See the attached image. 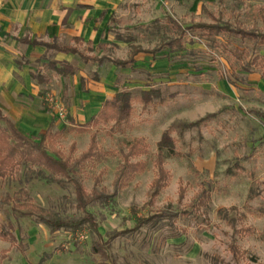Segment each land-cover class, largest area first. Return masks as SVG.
<instances>
[{"label":"rangeland","instance_id":"1","mask_svg":"<svg viewBox=\"0 0 264 264\" xmlns=\"http://www.w3.org/2000/svg\"><path fill=\"white\" fill-rule=\"evenodd\" d=\"M8 1L0 0V8ZM77 1L65 0L73 5ZM104 2L111 13L103 41L92 49L78 45L86 55L124 59L132 45L145 49L157 47L174 36L168 18L182 26L220 19L264 30V0ZM64 7H54L48 2L47 12L56 16L57 21L49 20V30L40 33L42 37L51 38L52 28H57ZM75 18V23L60 28L58 42L70 43L74 30H79L78 26L89 20L88 13L77 14ZM4 20L0 17V22ZM14 27L7 32L0 25V38L4 43H11L7 41L10 34L21 32L18 24ZM188 39L190 36L185 38L183 49L163 50L154 61L150 54L137 55L131 68L108 63L98 67L73 59L79 65L76 75L63 78L49 72L50 84L33 83L32 95L19 94L16 100L0 99L4 113L9 114L16 127L28 136L38 138L43 130L39 126H44V116L47 122L52 119L53 132L62 130L55 137V146L64 155L74 142L76 150L72 157H77L87 149L90 134L96 133L98 146L107 154L77 176L90 191L93 177L102 173L98 189L104 187L110 199L107 203H94L88 210L96 216L103 235L133 227L137 216H151L156 212L175 214L172 219L162 218L144 225L138 232L116 237L108 250L114 264L264 263V119L257 114L264 113V80L254 72L247 75L245 84L229 83L224 78L230 72L226 60L210 49L204 39L194 36L193 43ZM8 48L13 56L4 61L18 59L25 52L19 45H8ZM26 52L31 57L28 68L34 69L36 65L32 61L43 51L33 48ZM52 54L47 53V56L52 58ZM94 74L98 75V81H94ZM80 76L85 77L84 89L80 86ZM151 87L160 89L163 100L146 108L134 102L132 118L121 129H112L109 123L79 131L78 126L88 120L89 114L95 112L105 98L121 89L136 95ZM203 117L205 120L200 123L184 126ZM166 129L176 138L180 156L165 158L164 166L169 174L167 185L153 197L149 192L156 176V143ZM137 138H141L147 148V152L138 157L144 160L145 169L126 187L115 191L112 182L122 161L120 152H126L128 145ZM34 170L38 168L26 165L18 168L14 176L0 179V198L10 194L17 199L15 177H23L29 171L34 174ZM43 175L44 178H33L25 183L32 201L62 216L80 215L75 207L72 185L68 181L59 185L47 180L50 176L47 171ZM180 184L185 187V193L179 199ZM201 190L209 194L207 208L196 206ZM2 214L9 215L14 222L17 220L23 231L20 234L15 229L14 233L27 247L21 252L16 246L0 240V250H6V258H0V264H101L100 257L91 252L93 237L88 229L76 234L50 233L47 227L33 223L28 217L14 219L10 211ZM240 215L244 218L239 219ZM240 226H249L252 230L240 233L236 230ZM232 243L243 254L239 259L232 256ZM46 254L49 257L40 262Z\"/></svg>","mask_w":264,"mask_h":264},{"label":"trees","instance_id":"2","mask_svg":"<svg viewBox=\"0 0 264 264\" xmlns=\"http://www.w3.org/2000/svg\"><path fill=\"white\" fill-rule=\"evenodd\" d=\"M264 19V18H263ZM264 21V20H263ZM168 24L174 31L173 37L163 40L157 47L145 49L138 45H132L129 56L125 59H113L106 56L86 55L79 49L78 45L92 49L89 43H84L79 37H74L73 45L46 43L47 49L57 52L76 54L82 61L95 63L98 66L106 62L118 67L132 66L135 57L140 53L150 54L151 60L154 61L160 57L159 53L163 50L175 51L181 50L185 44V38L190 36L188 41L195 42L192 38L195 36L198 40L204 39L210 49L216 50L219 56L224 58L228 63L230 72L224 78L231 84L247 82V75L258 72L264 80V30L256 27L248 28L242 24H232L227 21L215 20L212 23L197 22L188 26H182L173 18H168ZM187 42V41H186ZM90 45L89 47L86 45ZM40 61V60H39ZM47 71H52L57 75L69 77L76 73L77 68L65 60H54L43 57L35 71L31 72L32 78L39 84H49L51 78ZM97 80V74L93 75ZM83 80V79H82ZM162 93L160 89L151 87L148 90H140L139 94L134 95L127 89H121L114 95L103 101L100 109L90 120L80 124L79 131L90 130L99 124H111L112 129H121L128 124L132 118L134 102H139L143 108L149 105H158L161 101ZM264 119V113H257ZM212 115V114H211ZM71 121V119L69 118ZM205 120V117L184 126H193ZM53 125L41 134L38 138L31 137L20 132L14 123L5 116L0 110V179L14 176L17 169L26 165L38 168L34 174L26 172L23 177H15L18 186L19 196L15 199L10 194H5L0 198V240L9 242L11 246L24 252L27 245L22 243L16 237L14 231L18 229L21 234L23 229L20 224L11 220L10 216H3L4 211H10L14 219L19 217H28L33 223L42 224L48 228L50 233L57 231L70 232L76 234L79 231L88 229L92 234L91 252L100 257L101 264H114L110 261L108 250L111 242L123 234L138 232L144 225L155 223L162 218L172 219L175 214L170 212H156L151 216H137L134 225L121 231L106 232L103 235L99 231V223L96 216L88 210V207L94 203H107L110 199L104 187L98 189L101 183L102 173L99 172L93 177V188L88 191L77 176L83 172L86 167L94 165L102 160L107 151L100 148L97 144L96 133L90 134V141L86 150L81 152L77 157H72L76 150L74 142L68 149V154L56 148L55 137L62 130L53 132ZM157 153L154 159L156 167V176L150 184V196H156L159 191L167 185L168 170L164 166L167 156H180L176 150V138L171 135L170 129L161 133L160 139L156 143ZM147 148L143 145L141 138L134 139L129 145L126 152H120L122 161L117 166V173L112 182L115 191L126 187L129 182L139 173L144 171L145 162L138 159L141 154H145ZM47 171L50 176L46 179L59 185H64L68 181L73 187L75 207L81 212L78 216H62L55 212L49 211L32 201L25 183L33 178H44L43 172ZM56 176H62L58 178ZM185 187L179 185V199L183 197ZM252 198L251 195L248 196ZM198 207L207 208L209 203V194L201 190L197 194ZM264 212V210H263ZM244 218L243 215L239 219ZM240 233H250L251 227L240 226L236 229ZM24 237V236H23ZM22 237V238H23ZM230 251L233 258L239 259L243 256L242 252L235 244L230 245ZM49 257L45 255L40 262ZM0 258H6V250H0ZM256 264H264L257 262Z\"/></svg>","mask_w":264,"mask_h":264},{"label":"crops","instance_id":"3","mask_svg":"<svg viewBox=\"0 0 264 264\" xmlns=\"http://www.w3.org/2000/svg\"><path fill=\"white\" fill-rule=\"evenodd\" d=\"M50 1L53 3L54 7H57L59 5L62 6L64 5L65 7H64V11H62L61 17L58 18L59 21L57 23L58 24L57 28L53 27L51 38L46 39L42 37L41 34H44L45 31L49 30V20L53 19L54 21H57L56 16H50L52 14L47 12V4ZM82 13H88L89 20L86 21V23L83 26H78L79 30H74L72 37L70 38L71 39L70 43L58 42L57 37L59 35L58 32L60 28L63 27L65 28L68 27V25H70L71 23H75L76 22L75 15L77 14L79 15ZM110 13L111 10L108 8V5L105 4L104 0H84V1L78 0L74 5L72 4V2H65V0H34V2H32V0H9L3 6V8L2 7L0 8V17L2 20L5 19L4 21L0 22V25L4 31L10 32L8 28L10 27L12 28L14 26L16 27L18 24L21 32L19 34H10V36L7 38L8 39L7 41L9 40L11 41V43L9 44L4 43L3 38H0V58H2L0 60L1 61L0 62V99L1 97H3L10 100H16V96L19 94L32 95L31 89L33 83L42 86L49 85L50 83L46 85L37 83L32 78L31 75V72L36 70L39 62L43 60V57L45 56L48 57L47 53L49 54L53 53L52 54L53 57L50 59L59 60V61L65 60L69 62L70 64H72L77 68V71L79 65L73 62V59L75 60L77 59L78 61L85 64L90 63V62L86 63L82 61L76 54L73 53H63V52L54 51L52 49H47L45 44L55 42L58 44L73 45L72 39L74 37H79L83 40L85 44L89 43L91 45V48H93L94 45H98L103 41V34H104L103 32L107 24V20ZM0 37H1V32H0ZM8 45L9 47H14L16 45L22 46L23 47L22 49H25V52L18 59H11L10 61H4V58H7V60H9L10 57L12 58L13 56V53L8 48ZM90 45L87 44L86 46L89 47ZM33 48L40 49L43 52L42 54L36 56L33 59L32 62L36 65L35 68L29 69L28 65L31 63V57L28 56L26 50H30ZM140 54H145V53H140ZM106 63L111 64L109 62ZM106 63H104L101 66H98L95 63L93 64H95L98 67H102ZM128 67L131 68L132 66H128ZM123 68H127V67H123ZM49 72L55 74L52 71H47L48 74ZM76 73L74 75H76ZM16 75H18V77H16ZM49 76L52 80L50 74ZM57 76L63 77L60 75ZM63 78H68V77H63ZM98 79L94 81H98ZM79 81L81 88L84 89L85 77L80 76ZM111 97L105 98L104 100L109 99ZM103 101L100 103L99 108L95 112L89 114L88 120H90V118L98 112ZM0 110L5 116H7L14 123L12 117L9 114L4 113L1 107ZM69 118L71 119V117ZM42 124H44V126H39V127H43L42 128L43 130L40 133V135L43 134L49 128L50 125H53V128H55L54 121L51 119L49 122H47L45 120V116H44V123ZM42 124L40 123L39 125Z\"/></svg>","mask_w":264,"mask_h":264}]
</instances>
